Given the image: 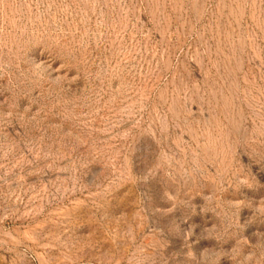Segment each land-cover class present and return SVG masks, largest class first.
Masks as SVG:
<instances>
[{"label": "rangeland", "instance_id": "rangeland-1", "mask_svg": "<svg viewBox=\"0 0 264 264\" xmlns=\"http://www.w3.org/2000/svg\"><path fill=\"white\" fill-rule=\"evenodd\" d=\"M0 264H264V0H0Z\"/></svg>", "mask_w": 264, "mask_h": 264}]
</instances>
